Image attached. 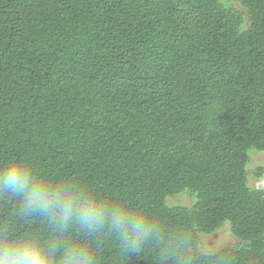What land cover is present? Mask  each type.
<instances>
[{
    "label": "trees",
    "instance_id": "1",
    "mask_svg": "<svg viewBox=\"0 0 264 264\" xmlns=\"http://www.w3.org/2000/svg\"><path fill=\"white\" fill-rule=\"evenodd\" d=\"M239 2L0 0V163L28 154L146 202L188 234L193 264H264V189L247 176L264 151V0ZM185 190L192 207L167 204ZM226 222L243 245L204 255L200 234ZM99 256L153 264L110 239Z\"/></svg>",
    "mask_w": 264,
    "mask_h": 264
},
{
    "label": "clouds",
    "instance_id": "2",
    "mask_svg": "<svg viewBox=\"0 0 264 264\" xmlns=\"http://www.w3.org/2000/svg\"><path fill=\"white\" fill-rule=\"evenodd\" d=\"M0 209V264H101L105 239L128 259L150 252L153 264H193L188 234L146 202L113 198L79 176L42 170L28 154L0 163ZM33 221L43 227H30Z\"/></svg>",
    "mask_w": 264,
    "mask_h": 264
},
{
    "label": "rangeland",
    "instance_id": "3",
    "mask_svg": "<svg viewBox=\"0 0 264 264\" xmlns=\"http://www.w3.org/2000/svg\"><path fill=\"white\" fill-rule=\"evenodd\" d=\"M229 6H233L243 13L245 12L239 0H225ZM250 163L247 166V176L249 186L252 188L264 189V177L258 178L254 175L258 167H264V151L252 149L250 151ZM196 195L190 190L171 195L167 198V204L171 206L192 207L196 203ZM199 249L203 253H214L225 247L243 245L231 232L230 225L226 222L221 228L211 234H200Z\"/></svg>",
    "mask_w": 264,
    "mask_h": 264
}]
</instances>
